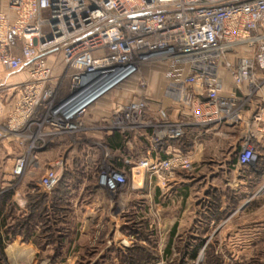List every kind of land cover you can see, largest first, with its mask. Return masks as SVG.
Segmentation results:
<instances>
[{"label":"built area","instance_id":"1","mask_svg":"<svg viewBox=\"0 0 264 264\" xmlns=\"http://www.w3.org/2000/svg\"><path fill=\"white\" fill-rule=\"evenodd\" d=\"M17 42L22 55L13 52ZM53 51L60 55L59 71L47 60ZM0 65L28 76L15 86L0 130V137L26 144L13 163L15 178L24 175L32 152L83 131L141 137L150 152L165 154L132 163V178L190 170L189 153L165 147L191 126L243 128L235 164L254 167L259 160L252 139L264 134V0H6ZM225 73L231 80L226 91ZM155 74L163 81L161 102L184 114L172 118L160 114L159 102L149 103ZM104 98L109 113L85 122ZM66 169L62 157L49 163L38 191L52 192ZM96 184L118 192L127 171L100 166Z\"/></svg>","mask_w":264,"mask_h":264},{"label":"rangeland","instance_id":"2","mask_svg":"<svg viewBox=\"0 0 264 264\" xmlns=\"http://www.w3.org/2000/svg\"><path fill=\"white\" fill-rule=\"evenodd\" d=\"M58 58L56 53V65ZM156 82L149 103L166 105L165 114L173 118L172 104L161 102V77ZM8 111H0V130ZM222 130L215 137L218 142L206 146L202 156L191 157L190 170L164 176L144 171L134 178L125 170L127 184L118 192L97 186L98 168L115 166L124 156L136 162L141 154L136 146L112 155L104 135L97 138L83 131L56 138L38 150L46 153L44 162L64 158L65 172H71L75 185L68 201L56 206L52 192L41 193L36 187L45 167L42 160L36 167L32 163L37 159L30 154L24 175L15 178L12 155L4 150L8 154L0 157V264H264V138L257 133L259 141L252 139L260 154L254 167L216 175L211 167L225 157L235 159L246 136L243 128ZM191 138L184 136L178 144L190 148ZM43 196H48V206L38 201ZM44 211L50 223L45 232Z\"/></svg>","mask_w":264,"mask_h":264},{"label":"crops","instance_id":"3","mask_svg":"<svg viewBox=\"0 0 264 264\" xmlns=\"http://www.w3.org/2000/svg\"><path fill=\"white\" fill-rule=\"evenodd\" d=\"M5 6H6V1L2 3V6L0 7V11L3 10ZM16 45H19V44H16ZM56 51H53L47 54V60L51 64H55V59L53 60V57L55 56L56 53L58 54V52ZM13 52L15 54H20V55L23 54L22 50L20 49V46H17L16 48H14ZM56 63H57V71H59L60 70V67H59L60 66V55ZM157 77H160V76L158 74H155L154 76L151 77V85L149 88L150 95H152L153 88H155L156 86ZM27 79H28V76L25 70L10 71L4 68L2 65H0V101L2 102L4 109L10 110L12 108L13 103L16 99L15 86L21 82L26 81ZM230 84H231L230 77L225 73L224 74L225 91L230 87ZM163 106H166V105L163 104ZM109 108H110V102L108 98H104L100 100L90 109L88 115L85 117L86 122L88 121L91 122V121L97 120L98 118L102 116L107 115L109 113ZM159 112L160 114L161 113L165 114V109L159 110ZM182 114L184 113H182V111L179 110V108L173 105V118L179 117ZM222 128L231 129V130L233 129L234 131H237L236 127H227V126H222L219 128L209 127L208 129H204V127H201V126H191L187 129L186 134H185V136L192 137L190 146H189L190 148H188V146L186 145L180 146V144H178V141H173L172 143L168 144L165 147V151L171 152L172 150L173 151L181 150L186 153H189L191 157H197L200 155L202 156L206 146H209V144H212L215 141L218 142V140H215V137L217 135H221V132L223 131ZM92 134L96 136L97 138L103 136V133H92ZM116 134H119V133H116ZM119 135H120V141H118L119 139L116 138L114 143L121 145V147L116 146V147H112V149L110 148L112 150V155L114 154L116 155V153L120 152L121 148H125V147L130 148L129 151L131 152V148H134L135 146H136L135 150L138 149L137 151L141 152V154L139 155L137 159L141 157H149L151 159H156L158 157H163L165 155L163 152H160V153L150 152L149 143L144 138L134 137L132 141H126V140L123 141V136L121 134ZM260 137L264 138V134L262 136L260 135ZM257 141H259L258 138H257ZM21 144H25V143L20 142V140H18L17 138H11V137L4 138L3 137V139H0V157L3 155V153L8 154V151H10V155H12V159L14 161L15 158L20 155V153H18L19 149L22 150L23 148H25ZM141 144H144L145 146H141ZM4 150H8V151L5 152ZM22 152L23 151H21V153ZM221 154H224V152H222ZM31 156H32V160L37 159L36 162L32 163L33 165L36 164V167H40L39 164L41 163L42 164L44 163L46 167V165H48L49 163V161H45V162L43 161L46 158V153H44V151L36 150L32 152ZM206 156H208V154H205V157ZM38 160H42L41 163L38 162ZM235 160H236V157L235 159H230V160H228V158L226 157L224 159H221V161L219 160L220 162L219 165H216L214 168L211 167L212 169L211 173H214L216 175H227V176L230 174L236 175L237 173L236 171L239 172L240 169L238 166H236ZM132 163H134V161H131V159H128L126 156H124L121 161L119 160L118 162L116 161L115 166L122 170H128L129 167L132 165ZM229 166H232L234 168L232 169ZM43 171H41V173H43ZM28 174H29V170L27 171L26 175L28 176ZM22 185H25V184H22ZM27 186L29 188V185L26 184L25 187Z\"/></svg>","mask_w":264,"mask_h":264},{"label":"trees","instance_id":"4","mask_svg":"<svg viewBox=\"0 0 264 264\" xmlns=\"http://www.w3.org/2000/svg\"><path fill=\"white\" fill-rule=\"evenodd\" d=\"M117 132H112V133H110V134H105L104 135V138H105V140H106V144L108 145V147L109 148H111L112 149V147H116V146H120L121 147V145H119V144H116V143H114L115 142V140H116V138H118L119 140L118 141H120V135L119 134H116ZM123 141H125V138H123ZM71 174V172L70 171H68V172H65L64 173V175H63V178L59 181V183H58V185L55 187V189L52 191V193H53V198H54V200H53V204L55 205V204H58V203H66L68 200V195H69V192H71L72 191V189H74V187H75V185H73V184H71V177L69 176ZM46 197H48V196H43V197H38V198H40V199H38V201L40 202V203H44V204H47V206H48V204H49V201L47 200V198ZM52 204V205H53ZM46 206V207H47ZM56 206V205H55ZM63 207V206H62ZM45 208V207H44ZM63 209V208H62ZM32 211H34V210H32ZM30 217H34V215L31 213V215H30ZM43 220H42V223H43V226H42V231L43 232H45V231H48V230H50V227H49V218H48V216H47V212H43ZM28 219H30V218H28ZM29 221H31V220H29ZM2 226L0 225V228H1ZM1 230V229H0ZM46 236V235H45ZM2 242H3V240H2V234H1V232H0V245H1V247H2Z\"/></svg>","mask_w":264,"mask_h":264}]
</instances>
